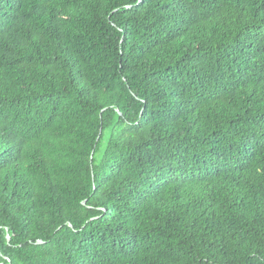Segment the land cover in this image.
<instances>
[{
    "label": "trees",
    "instance_id": "trees-1",
    "mask_svg": "<svg viewBox=\"0 0 264 264\" xmlns=\"http://www.w3.org/2000/svg\"><path fill=\"white\" fill-rule=\"evenodd\" d=\"M0 264H264V0H0Z\"/></svg>",
    "mask_w": 264,
    "mask_h": 264
}]
</instances>
